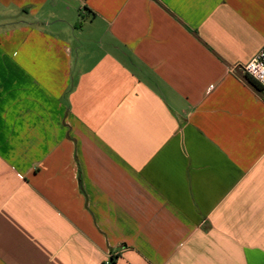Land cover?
I'll list each match as a JSON object with an SVG mask.
<instances>
[{
  "label": "crops",
  "instance_id": "1",
  "mask_svg": "<svg viewBox=\"0 0 264 264\" xmlns=\"http://www.w3.org/2000/svg\"><path fill=\"white\" fill-rule=\"evenodd\" d=\"M8 13L0 264H264V0Z\"/></svg>",
  "mask_w": 264,
  "mask_h": 264
},
{
  "label": "built area",
  "instance_id": "2",
  "mask_svg": "<svg viewBox=\"0 0 264 264\" xmlns=\"http://www.w3.org/2000/svg\"><path fill=\"white\" fill-rule=\"evenodd\" d=\"M242 70L264 90V44L256 54L242 64Z\"/></svg>",
  "mask_w": 264,
  "mask_h": 264
},
{
  "label": "rangeland",
  "instance_id": "3",
  "mask_svg": "<svg viewBox=\"0 0 264 264\" xmlns=\"http://www.w3.org/2000/svg\"><path fill=\"white\" fill-rule=\"evenodd\" d=\"M11 14H15V13L5 14V17L4 15L0 16V28L7 26V23L9 22H16L20 19V16L16 14L13 17H10Z\"/></svg>",
  "mask_w": 264,
  "mask_h": 264
},
{
  "label": "trees",
  "instance_id": "4",
  "mask_svg": "<svg viewBox=\"0 0 264 264\" xmlns=\"http://www.w3.org/2000/svg\"><path fill=\"white\" fill-rule=\"evenodd\" d=\"M249 80V82L255 87V88H258V84L253 80L251 79L250 77L247 78Z\"/></svg>",
  "mask_w": 264,
  "mask_h": 264
}]
</instances>
